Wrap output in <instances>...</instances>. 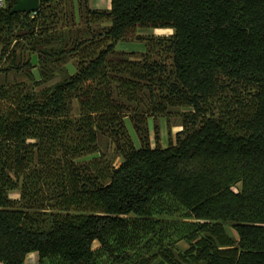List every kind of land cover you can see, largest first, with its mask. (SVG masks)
<instances>
[{"label": "trees", "instance_id": "obj_1", "mask_svg": "<svg viewBox=\"0 0 264 264\" xmlns=\"http://www.w3.org/2000/svg\"><path fill=\"white\" fill-rule=\"evenodd\" d=\"M15 1L1 0L0 74L21 39L75 73L38 91L0 82V263L264 264V0H79L89 35L58 51L43 46L71 0L11 14ZM157 28L173 34L139 59L115 49ZM171 113L181 129L163 147Z\"/></svg>", "mask_w": 264, "mask_h": 264}, {"label": "rangeland", "instance_id": "obj_2", "mask_svg": "<svg viewBox=\"0 0 264 264\" xmlns=\"http://www.w3.org/2000/svg\"><path fill=\"white\" fill-rule=\"evenodd\" d=\"M79 0H71V5L73 8L74 18L69 17L68 21L65 23H58L55 27L50 28L49 34H53L58 36V34H63L61 41L55 39L52 40L49 45L43 46V49L49 51L53 49L54 51H58L59 49L70 48L71 40L69 37V32L72 33V36L75 35L78 31L83 37L88 36V31L85 27V23L83 22L82 9H79ZM108 0H89V7L96 9H106L108 7ZM70 9V2L69 6ZM104 26V25H103ZM101 26L92 25L91 28L94 32L99 31ZM69 31V32H68ZM79 33V32H78ZM173 34V30L171 28H157V29H140L138 30L131 38L126 39L122 42H119L116 45V50L120 52H126V54H130L128 56L129 59H139L140 55L146 52V42L149 38L157 39L160 37H169ZM147 39V40H146ZM12 53L9 55L7 61H5L2 66L6 67L9 64L16 67L15 69L9 71L7 74H0V82L2 84H14V83H24L28 86H35V82L39 81L40 86L35 87V89L41 90L42 88L50 87L56 83L61 82L65 78L70 77L75 73V68L73 65L72 58L68 55L51 57L45 63H42L40 57L37 54H32L31 44L25 39L16 40L12 43L11 46ZM36 56V63H31V67L25 66L27 61H32V57ZM18 67V68H17ZM185 111L186 109H173L175 111ZM159 124V140L160 144L164 147L167 145L168 136L171 132L172 134L176 133L181 129V121L175 113H171L168 118H158L157 121ZM126 125L130 132V135L134 141L136 147H139V142L135 136L134 131L132 130L131 123L126 119ZM150 126V142L151 145H154L153 131H152V123L149 120ZM97 150L99 154H103L108 156L117 166L121 162L120 156L115 152L114 145L111 140H108L105 136L99 135ZM11 198H19V190L11 191L8 194ZM95 248L98 246L94 244ZM179 250H184L187 247L185 242H180L178 245ZM25 261V260H24ZM23 264H29V260L25 261Z\"/></svg>", "mask_w": 264, "mask_h": 264}, {"label": "water", "instance_id": "obj_3", "mask_svg": "<svg viewBox=\"0 0 264 264\" xmlns=\"http://www.w3.org/2000/svg\"><path fill=\"white\" fill-rule=\"evenodd\" d=\"M39 9V0H16L10 13H25L32 14L37 12ZM31 63H36V56L32 57Z\"/></svg>", "mask_w": 264, "mask_h": 264}, {"label": "crops", "instance_id": "obj_4", "mask_svg": "<svg viewBox=\"0 0 264 264\" xmlns=\"http://www.w3.org/2000/svg\"><path fill=\"white\" fill-rule=\"evenodd\" d=\"M108 6H109V3H108ZM28 260H29V264H38V255H37V253L32 252V253L27 254V256L25 258V261H28ZM25 261H24V263H25ZM0 264H2V263H0Z\"/></svg>", "mask_w": 264, "mask_h": 264}, {"label": "built area", "instance_id": "obj_5", "mask_svg": "<svg viewBox=\"0 0 264 264\" xmlns=\"http://www.w3.org/2000/svg\"><path fill=\"white\" fill-rule=\"evenodd\" d=\"M0 5H1V0H0Z\"/></svg>", "mask_w": 264, "mask_h": 264}]
</instances>
